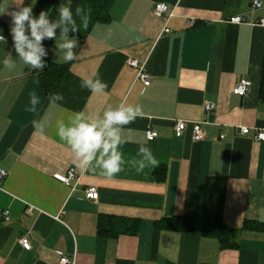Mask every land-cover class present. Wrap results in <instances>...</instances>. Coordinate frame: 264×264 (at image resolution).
Returning <instances> with one entry per match:
<instances>
[{"label": "crops", "instance_id": "crops-1", "mask_svg": "<svg viewBox=\"0 0 264 264\" xmlns=\"http://www.w3.org/2000/svg\"><path fill=\"white\" fill-rule=\"evenodd\" d=\"M67 2L24 0L35 15L45 10L52 19ZM159 2L168 6L162 17L153 13ZM251 4L113 0L99 19L90 15L86 30L70 33L78 40L74 61L61 59L58 38L45 40L42 71L18 59L14 69L4 66L9 53L16 56L10 17L0 15L8 41L0 42V264H57L61 254L75 264H264V140L255 139L264 131V0L253 11ZM77 6L89 15V0H71L74 13ZM234 16L243 20L234 23ZM97 75L105 93L80 87L82 78ZM242 79L251 83L243 96L233 92ZM31 91L41 100L35 112L26 111ZM52 92L64 100L50 106ZM122 101L142 109L124 127L125 160L138 159L146 145L157 165L138 172L126 164L110 178L81 170L56 122ZM41 117L48 121L43 133L32 127ZM177 120L187 124L180 136ZM194 123L204 131L197 142ZM149 130L157 136L148 139ZM71 167L70 185L54 178ZM89 187L97 188V199L86 197ZM22 234L31 249L21 246Z\"/></svg>", "mask_w": 264, "mask_h": 264}, {"label": "clouds", "instance_id": "clouds-1", "mask_svg": "<svg viewBox=\"0 0 264 264\" xmlns=\"http://www.w3.org/2000/svg\"><path fill=\"white\" fill-rule=\"evenodd\" d=\"M13 5L9 10V6ZM58 15L52 19L48 11L41 10L38 15L34 14L31 5L25 6L24 0H11L10 3L0 6V15L10 17L9 34L12 40V48L16 58L9 55L3 60L4 66L11 70L16 67L18 59L31 69L42 71L46 67L48 51L45 40H54L56 48L62 53L61 59L67 63L74 61L77 54L74 49L78 46L76 33L87 29L90 15L77 6L75 13L71 7V0L62 3L57 9ZM76 17H79V26ZM59 33V34H58ZM0 42L8 41L0 29ZM80 87L87 89L93 94H103L107 84L98 75L96 77L82 78ZM50 106L58 101H63L64 96L59 92L48 94ZM41 103L40 97L35 91L29 93V104L26 111L35 112ZM142 115L139 105L120 102L116 106L108 104L101 111L86 113L85 111L74 112L70 119L56 122V135L70 150L73 159L83 171L96 172L97 170L105 177H114L124 170V165L131 164L142 172L148 166H156L157 160L152 150L146 145H140L137 157L131 161L125 160L122 146L126 143L123 138V130L126 125L133 123L138 116ZM48 125L46 118L41 117L32 121L35 131L43 133Z\"/></svg>", "mask_w": 264, "mask_h": 264}, {"label": "built area", "instance_id": "built-area-1", "mask_svg": "<svg viewBox=\"0 0 264 264\" xmlns=\"http://www.w3.org/2000/svg\"><path fill=\"white\" fill-rule=\"evenodd\" d=\"M262 6V0H252V4H251V9L256 10L259 9ZM167 9L168 6L166 3L164 2H159L157 3L154 8H153V13L159 17L165 16L167 13ZM243 20V17L241 16H234L231 18V21L234 23H239ZM190 25L193 24V21L189 22ZM260 24L262 26H264V18L260 19ZM165 32H169V29L166 28ZM129 64L131 66H137L138 65V61L136 59H132L129 60ZM140 78L142 79L143 83L145 85H148L150 83V79H149V75L146 73H141L140 74ZM250 81L248 79H242L233 89V92L235 94L238 95H246L248 93L249 90V86H250ZM213 104L210 102H207L205 104V110L206 111H210L212 109ZM187 124L185 121L182 120H177L174 123V131H175V135L176 136H180L185 130H186ZM192 139L193 141L197 142L200 141L203 137L204 131L203 128L201 127L200 123H194L192 125ZM240 133L242 134H247L249 132V128L246 126L240 127L239 129ZM157 136V132L156 131H147V138L148 139H153ZM221 138H223L224 136L221 135ZM255 139L256 140H264V131H257L255 133ZM5 174L4 170H0V178H2ZM54 178L57 179L58 181L62 182L63 184L66 185H70L71 182L73 181V179L76 177V173H75V169L73 167L69 168L67 170L66 173H55ZM2 189L1 185H0V190ZM98 190L96 187H89L86 190V197L89 199H97L98 198ZM2 216L5 218H8L9 216V212L8 211H4L2 213ZM19 242L21 244V246L25 249V250H29L31 249V242L29 239V236L27 234H22L19 237ZM57 264H75V257L74 256H69V255H65V254H61Z\"/></svg>", "mask_w": 264, "mask_h": 264}, {"label": "trees", "instance_id": "trees-1", "mask_svg": "<svg viewBox=\"0 0 264 264\" xmlns=\"http://www.w3.org/2000/svg\"><path fill=\"white\" fill-rule=\"evenodd\" d=\"M113 0H89V15H93L96 18L102 17V15L106 14L109 6L111 5ZM264 75V72H262ZM262 90L261 93H264V76H262Z\"/></svg>", "mask_w": 264, "mask_h": 264}]
</instances>
